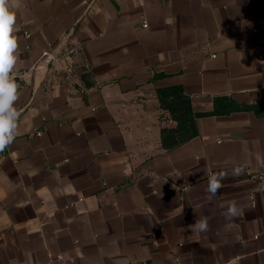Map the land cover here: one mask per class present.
<instances>
[{
  "label": "crops",
  "instance_id": "obj_1",
  "mask_svg": "<svg viewBox=\"0 0 264 264\" xmlns=\"http://www.w3.org/2000/svg\"><path fill=\"white\" fill-rule=\"evenodd\" d=\"M17 26L0 264H264V114L251 108L264 104V0H23ZM72 27L70 65L37 84ZM172 85L202 115L165 149L161 128L176 122L156 89ZM233 200L242 212L226 229ZM200 217L208 230L191 231Z\"/></svg>",
  "mask_w": 264,
  "mask_h": 264
},
{
  "label": "clouds",
  "instance_id": "obj_2",
  "mask_svg": "<svg viewBox=\"0 0 264 264\" xmlns=\"http://www.w3.org/2000/svg\"><path fill=\"white\" fill-rule=\"evenodd\" d=\"M23 5V0H0V152L10 147L19 135L21 111L18 109L20 85L16 81L15 69L20 57L19 28L17 20ZM33 117L38 115L33 110ZM239 173L240 169L234 170ZM226 173L217 172L210 176L207 185L208 200L211 201L223 186ZM181 209V214H182ZM242 212L236 201L226 206V229H231L232 221ZM191 231L206 232L208 222L206 217L196 219L191 225Z\"/></svg>",
  "mask_w": 264,
  "mask_h": 264
},
{
  "label": "trees",
  "instance_id": "obj_3",
  "mask_svg": "<svg viewBox=\"0 0 264 264\" xmlns=\"http://www.w3.org/2000/svg\"><path fill=\"white\" fill-rule=\"evenodd\" d=\"M156 96L159 106L167 111L171 119L176 122L173 127L164 126L161 128L162 147L170 149L193 137L197 132L195 119L202 114L193 110L190 96L184 92L182 87L172 85L157 88ZM251 108L257 114H264V104L252 105Z\"/></svg>",
  "mask_w": 264,
  "mask_h": 264
},
{
  "label": "water",
  "instance_id": "obj_4",
  "mask_svg": "<svg viewBox=\"0 0 264 264\" xmlns=\"http://www.w3.org/2000/svg\"><path fill=\"white\" fill-rule=\"evenodd\" d=\"M73 27L68 30V32L61 38L58 42L57 46L48 54L42 57L37 63L34 78L37 84H40L44 77L46 76V72L48 70V66L51 63L52 58H57L60 54H62L63 49L67 46L70 36L72 35ZM70 56L66 57V62L70 63Z\"/></svg>",
  "mask_w": 264,
  "mask_h": 264
},
{
  "label": "built area",
  "instance_id": "obj_5",
  "mask_svg": "<svg viewBox=\"0 0 264 264\" xmlns=\"http://www.w3.org/2000/svg\"><path fill=\"white\" fill-rule=\"evenodd\" d=\"M143 26H146V22H143ZM74 51H75L74 46L69 45V41H68V44H67V46H65V48L63 49L62 54H60L57 58H52L51 63H50L49 66H48V69H49V67L51 66V64H52L54 61H58V60H60V59H61L62 61H64L67 65H70L71 61H70V63L66 62V57H67V56H70V58H72V53H73ZM49 53H50V52H45V53L43 54L42 57H44L45 55H48ZM42 57H41V58H42ZM36 66H37V65H36ZM35 69H36V67H35ZM14 74H15L16 81H17V82H18V80H20V79H24V74H23V72H15ZM37 134H39V133H37ZM245 172H246V174H249V173H250V170H249V169H246ZM256 178H257V181H258V183H259V187H260V189H264V174L259 173V174L256 175Z\"/></svg>",
  "mask_w": 264,
  "mask_h": 264
}]
</instances>
